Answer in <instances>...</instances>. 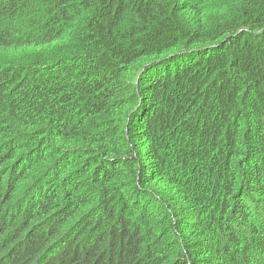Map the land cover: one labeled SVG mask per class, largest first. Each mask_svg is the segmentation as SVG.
<instances>
[{
  "label": "trees",
  "instance_id": "16d2710c",
  "mask_svg": "<svg viewBox=\"0 0 264 264\" xmlns=\"http://www.w3.org/2000/svg\"><path fill=\"white\" fill-rule=\"evenodd\" d=\"M0 264H264V0H0Z\"/></svg>",
  "mask_w": 264,
  "mask_h": 264
}]
</instances>
